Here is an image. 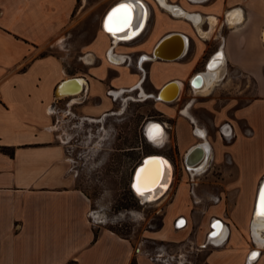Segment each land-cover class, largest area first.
I'll return each instance as SVG.
<instances>
[{
    "label": "crops",
    "instance_id": "1",
    "mask_svg": "<svg viewBox=\"0 0 264 264\" xmlns=\"http://www.w3.org/2000/svg\"><path fill=\"white\" fill-rule=\"evenodd\" d=\"M120 1L133 2L139 16L144 7L146 14L143 29L125 41L102 27L109 7ZM165 1L189 17L165 10L157 0L111 4L84 46L78 68L60 54L39 55L60 32L72 0L70 6L67 0H0V264H130L133 258L138 264H158L155 256L139 248L135 251L129 238L94 227L91 201L75 185L71 158L56 126L64 115L60 108L64 102L91 119L110 111L109 89L156 95L172 80L180 83L178 97L153 99L160 117L154 121L164 129L166 143L172 141L182 173L176 187L168 185L160 195L159 201L164 197L170 201L162 228L151 237L187 238L195 250L207 252L205 264H245L256 248L250 241L256 192L264 177V0ZM173 32L187 40L182 55L171 60L152 58L157 44ZM218 50L222 63L212 72L210 86L191 89V77L203 72ZM253 52L261 67L257 72L238 60L253 57ZM230 67L252 80V94L245 102H239L243 88L229 98L209 97L218 79L224 84ZM72 77L83 81L82 91L58 97L57 85ZM75 86L71 81L63 89L71 91ZM191 95L208 97L197 101ZM201 143L208 145L206 164L232 166L224 168L233 174L227 187L235 189L228 214H213L215 206L201 205L212 195L194 188L190 194L187 176L193 177L194 185L198 173L190 171L183 157ZM166 158L174 178L177 165ZM214 199L220 209L224 197ZM214 218L224 223V241L209 238ZM258 250L251 264H264V247Z\"/></svg>",
    "mask_w": 264,
    "mask_h": 264
},
{
    "label": "rangeland",
    "instance_id": "2",
    "mask_svg": "<svg viewBox=\"0 0 264 264\" xmlns=\"http://www.w3.org/2000/svg\"><path fill=\"white\" fill-rule=\"evenodd\" d=\"M116 1L72 0L70 6L67 0V6L70 8L60 32L52 39L51 45H46L39 51V55L60 54L68 64L80 68L84 46L100 27V20L105 10ZM252 56L238 60L245 64L247 69L257 72L261 67L254 52ZM223 83L218 79L209 97L219 95L222 99L229 98L243 88L246 90L243 92V99L239 101L242 103L252 94L250 91L252 80L235 68H229ZM191 89L197 88L191 87ZM186 97L190 98L189 95ZM207 97L191 95V98L197 101L205 100ZM66 103L61 104L60 108L64 110V115L57 122L56 132L71 158L70 167L75 185L91 201L94 227L107 228L129 238L135 251L139 248L146 255L155 256L158 258V264H205L204 257L207 252L195 250L196 245H190L187 238L183 241H171L151 237L154 232L162 228L165 208L170 197L166 199L164 197L159 201V196L153 201H145L131 190L134 171L141 159L149 153H160L161 156L164 154L177 165L174 166V178L172 167L168 185L174 184L173 188H175L182 173L180 163L175 161L171 140L166 143V138L164 139L162 134V143L155 146L145 137V124L160 119L153 98L144 95L142 91L140 94L137 90L125 92L118 100L113 101L109 112L91 119L78 114L74 108L72 112H67ZM198 103L200 102H196ZM200 110L202 111L203 108ZM228 141L230 139H226V142ZM177 161L180 162V158ZM225 167L232 168V166ZM225 167L210 166L208 162L200 172L192 171L198 173L195 175L194 185L191 184L193 181L191 175L186 179L190 194L194 188L195 192L200 194L208 193L214 198L220 195L224 197L220 209H217L219 202L214 198L204 199L201 202L205 207L215 206L213 214H228L234 200L235 189L227 187L233 174L225 172ZM243 195L249 194L243 192ZM194 228L190 233V239H194L196 227ZM250 244L256 248L264 247L258 245L255 237Z\"/></svg>",
    "mask_w": 264,
    "mask_h": 264
},
{
    "label": "bare ground",
    "instance_id": "3",
    "mask_svg": "<svg viewBox=\"0 0 264 264\" xmlns=\"http://www.w3.org/2000/svg\"><path fill=\"white\" fill-rule=\"evenodd\" d=\"M160 6H162L165 10L169 12H174V14H178L181 16L189 17L188 14H186L184 11L179 9L175 5H169L165 0H157ZM168 1V0H167ZM120 5L124 4L126 6H129L130 10L127 12V23L124 22V15L125 13L123 11L119 13H115L114 10L118 9L120 5H118L116 8H114L110 14H112L114 17L119 16V18H114L109 20L108 17L110 14L106 17L105 22L104 16L102 20V27L105 31L111 34V36L118 37L122 36L125 37L126 39L134 38L136 35L139 34V32L143 29L142 25L146 21V14L143 16H139L137 13V9L135 7V4L131 1H120ZM117 4V3H116ZM142 9H144L142 7ZM110 10V9H109ZM108 10V11H109ZM107 11V12H108ZM140 18V19H139ZM107 22V29L105 27ZM140 24V25H139ZM139 26V27H138ZM138 29L136 30V28ZM168 36V35H167ZM183 38L182 36H172L163 43H161L156 49H155V54L157 55H164L167 56L171 59L177 57L181 52L183 53L186 49L184 45H182ZM159 44V43H158ZM157 44V45H158ZM171 49L170 52H167V49ZM182 54H180L178 57H180ZM177 57V58H178ZM176 59V58H175ZM222 63V53L219 51V54L215 56V58L211 59V62L209 63V67L215 68L219 67ZM215 70V69H214ZM213 70V71H214ZM213 71L208 70L206 68L205 72L200 73V81L197 87H200L202 83H209L212 79L215 78V75L212 73ZM79 82V86L82 83V80L77 79ZM216 80V79H215ZM212 84V83H211ZM203 85V84H202ZM79 86H75L72 88L71 91H68V89H63V92L65 94H70L72 91H75ZM210 86V83H209ZM204 88V87H203ZM207 88V87H206ZM200 89V88H199ZM204 90V89H203ZM206 90V89H205ZM204 90V91H205ZM208 90V88H207ZM180 91L179 85L174 82L167 86L161 93V97L166 98V99H172L174 98ZM202 91V92H204ZM144 95H146L144 93ZM145 97V96H144ZM146 130V135L145 137L148 138V140L153 143V144H161L162 143V130L164 133V129L155 122H147L145 127H144V134ZM199 149L201 150L199 152V158H201L200 162H198L196 165L189 167L190 171H195V172H200L201 170L204 169V166L207 161V157L209 154L208 150V145L206 143H201L198 144ZM149 156V155H148ZM186 156V155H185ZM185 158V157H184ZM143 162L141 161L138 165L142 164ZM197 166V167H196ZM136 170V169H135ZM135 173V171H134ZM172 175V166L169 163V160L164 158L161 155H154V157L148 158L145 162L144 165H141L138 170L135 173V176L132 177V181L134 180L133 186L131 188L133 193L140 197L141 199H144L145 201H153L157 199L166 189L168 186L170 179ZM264 181V177L260 181L259 187L256 192V197H255V203H254V209L253 213L255 211V204H256V198L257 194L259 191V188L261 184ZM132 183V182H131ZM260 207H264V202H260L259 204ZM252 229H253V235L255 239L257 240V243L259 246L264 245V215H259L258 214V208L256 210V215L252 219ZM221 230L219 229L218 232V237L217 241H221L225 239L226 236V229L224 225H220Z\"/></svg>",
    "mask_w": 264,
    "mask_h": 264
},
{
    "label": "water",
    "instance_id": "4",
    "mask_svg": "<svg viewBox=\"0 0 264 264\" xmlns=\"http://www.w3.org/2000/svg\"><path fill=\"white\" fill-rule=\"evenodd\" d=\"M121 3L120 2H118L117 4H115L114 6H112L111 8H110V10L107 12V14H106V16H105V18H104V21H103V23L105 22V20H106V17L110 14V12L114 9V8H116L118 5H120ZM142 15L144 16L145 15V10L143 9L142 10ZM138 28H136V30H137ZM182 36V38H183V41H182V45H184L185 47L187 46V40H186V38L183 36V35H181L179 32H173V33H171V34H169L168 36H166V37H164L160 42H159V44L154 48V50H153V53H152V58H161V59H166V60H171V58H169V57H167V56H164V55H157V54H155V49L161 44V43H163V41H165L166 39H168V38H170V37H172V36ZM137 36V35H136ZM135 36V37H136ZM116 38H119V39H126L125 37H122V36H118V37H116ZM130 39H133V38H130ZM130 39H126V40H130ZM220 50H218L216 53H214L211 57H210V59L207 61V63H206V68H208V70H210V71H213L214 69H216L217 67H215V68H211V67H209V63L211 62V59H213V58H215V56H216V54L219 52ZM180 54H182V52L180 53ZM179 54V55H180ZM178 55V56H179ZM177 56V57H178ZM177 57H175V58H177ZM175 58H173V59H175ZM206 70V69H205ZM200 72H197V73H195L192 77H191V79H190V86L191 87H197L198 86V84H199V81H200ZM77 79H79V80H81L80 78H77V77H72V78H68V79H64V80H62L58 85H57V87H56V95L59 97V96H66V95H69V94H65L64 92H63V88L69 83V82H71V81H73V82H75L76 83V86L78 87L79 86V82H78V80ZM174 82H176L178 85H179V88H180V83L179 82H177V81H169L168 83H166L162 88H160V90H158V92H157V94L156 95H154V94H150V96L154 99V100H164V101H173V100H175L177 97H178V94L174 97V98H172V99H166V98H163V97H161L160 95H161V93H162V91L167 87V86H169L170 84H172V83H174ZM199 86H201V85H199ZM82 89H83V81H82V83H81V85L79 86V88H77L75 91H72V93H70V94H76V93H79V92H81L82 91ZM162 127V126H161ZM196 130H198L197 128H196ZM198 132H200L199 130H198ZM199 147L200 146H198V145H195V146H193L187 153H186V156H185V158H184V163L186 164V166L187 167H192V166H194V165H196L198 162H200V160H201V158H199V152L201 151L200 149H199ZM151 157H154V155H146L145 157H143L142 159H141V161L143 162L142 164H140V165H138L137 167H136V170H135V173H136V171L138 170V168L141 166V165H144V162L148 159V158H151ZM170 162V161H169ZM135 173H134V176H135ZM133 176V177H134ZM133 183H134V180L132 181V183H131V188H132V186H133ZM262 191H264V181H263V183L261 184V186H260V188H259V191H258V194H257V198H256V204H255V211H254V213H253V217L256 215V210H257V208H258V206H259V204H260V202H261V193H262ZM134 192V191H133ZM135 193V192H134ZM220 225H224V223H223V221L222 220H220V219H218V218H214L213 220H212V222H211V228H212V230H211V232H210V234H209V237L211 238V239H214V238H217L218 237V234H219V232H218V230L221 228V226ZM221 230V229H220ZM258 253H259V250H258V248H254V249H252L251 251H250V253H249V255L247 256V259H246V262H245V264H251L252 263V261L258 256Z\"/></svg>",
    "mask_w": 264,
    "mask_h": 264
},
{
    "label": "snow or ice",
    "instance_id": "5",
    "mask_svg": "<svg viewBox=\"0 0 264 264\" xmlns=\"http://www.w3.org/2000/svg\"><path fill=\"white\" fill-rule=\"evenodd\" d=\"M130 10L129 6H126L124 4L120 5L118 9L114 10L115 13H119L121 11H123L125 13L124 15V22L127 23V12ZM114 18H119V16L114 17L112 14H110V16L108 17L109 20L114 19ZM106 29H107V22L105 25ZM261 201L264 202V191H262L261 193ZM258 214L259 215H264V207H260L258 206Z\"/></svg>",
    "mask_w": 264,
    "mask_h": 264
},
{
    "label": "built area",
    "instance_id": "6",
    "mask_svg": "<svg viewBox=\"0 0 264 264\" xmlns=\"http://www.w3.org/2000/svg\"><path fill=\"white\" fill-rule=\"evenodd\" d=\"M144 8V7H143ZM143 10V9H142ZM145 10V9H144ZM118 40H121V41H125L126 39H119L117 38ZM129 90H131V88H119V89H109L107 91V95L110 97V99H112L113 101H116L120 98V96L125 93V92H128ZM168 123L166 122H163V125L165 128H168L169 126L167 125ZM210 238V237H209ZM215 239V238H214Z\"/></svg>",
    "mask_w": 264,
    "mask_h": 264
},
{
    "label": "flooded vegetation",
    "instance_id": "7",
    "mask_svg": "<svg viewBox=\"0 0 264 264\" xmlns=\"http://www.w3.org/2000/svg\"><path fill=\"white\" fill-rule=\"evenodd\" d=\"M217 54H219V52H218ZM217 54H216V55H217ZM205 69H206V67H205ZM203 72H205V70H204ZM203 72H201V73H203ZM202 84L204 85V83H202ZM202 84H201V86H203ZM207 84H208V83H205L204 86H206ZM189 85H190V84H189ZM201 86H200V87H201ZM195 88H196V87H195ZM139 92H140V91H139ZM156 94H157V93H156ZM146 96H149V95L146 94ZM66 105L68 106V109H69V110L67 109V112H68V111L72 112V111H71L72 106H71L69 103H66ZM63 111H64V110H63ZM184 157H185V156H184ZM184 157H183V160H184ZM165 158H166V157H165ZM170 164H171V162H170ZM171 166H172V164H171ZM172 167H173V166H172Z\"/></svg>",
    "mask_w": 264,
    "mask_h": 264
},
{
    "label": "trees",
    "instance_id": "8",
    "mask_svg": "<svg viewBox=\"0 0 264 264\" xmlns=\"http://www.w3.org/2000/svg\"><path fill=\"white\" fill-rule=\"evenodd\" d=\"M94 236H97V230H94ZM130 264H138L136 258H133L130 262Z\"/></svg>",
    "mask_w": 264,
    "mask_h": 264
}]
</instances>
